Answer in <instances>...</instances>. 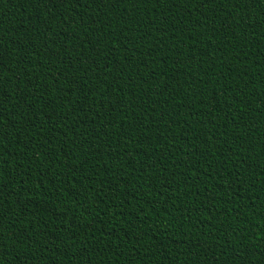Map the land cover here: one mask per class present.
<instances>
[{"label":"trees","instance_id":"obj_1","mask_svg":"<svg viewBox=\"0 0 264 264\" xmlns=\"http://www.w3.org/2000/svg\"><path fill=\"white\" fill-rule=\"evenodd\" d=\"M0 264H264V0H0Z\"/></svg>","mask_w":264,"mask_h":264}]
</instances>
